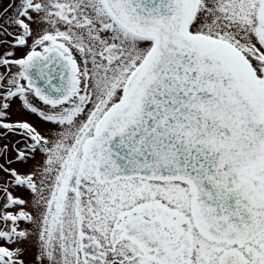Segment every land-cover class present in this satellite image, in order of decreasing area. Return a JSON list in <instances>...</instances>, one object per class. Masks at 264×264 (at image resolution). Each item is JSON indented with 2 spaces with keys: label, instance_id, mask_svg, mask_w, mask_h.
<instances>
[{
  "label": "snow or ice",
  "instance_id": "6c2138e0",
  "mask_svg": "<svg viewBox=\"0 0 264 264\" xmlns=\"http://www.w3.org/2000/svg\"><path fill=\"white\" fill-rule=\"evenodd\" d=\"M0 264H264V0H0Z\"/></svg>",
  "mask_w": 264,
  "mask_h": 264
},
{
  "label": "flooded vegetation",
  "instance_id": "af4514ba",
  "mask_svg": "<svg viewBox=\"0 0 264 264\" xmlns=\"http://www.w3.org/2000/svg\"><path fill=\"white\" fill-rule=\"evenodd\" d=\"M7 2H8V0H4L5 6H6ZM14 118H16V117H14Z\"/></svg>",
  "mask_w": 264,
  "mask_h": 264
}]
</instances>
